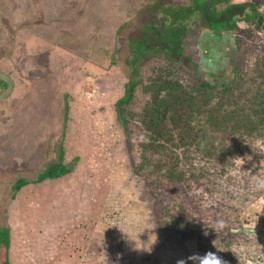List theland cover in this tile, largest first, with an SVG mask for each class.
Listing matches in <instances>:
<instances>
[{
	"label": "rangeland",
	"instance_id": "374dc122",
	"mask_svg": "<svg viewBox=\"0 0 264 264\" xmlns=\"http://www.w3.org/2000/svg\"><path fill=\"white\" fill-rule=\"evenodd\" d=\"M158 1L0 0V226L11 229V247L9 252L0 250V264L7 257L9 264H210L201 261L206 255L192 240L155 232L148 184L133 172L116 117L115 104L129 81L127 67L134 50L128 39L138 36L147 20L138 19L140 11ZM172 1L191 5L195 0ZM232 3L260 4L264 11V0ZM148 16L149 11L144 18ZM224 22L204 24L198 19L190 24L180 63L195 77L208 80L223 71L230 78L235 63L248 58L242 50L264 54L262 40L255 44L235 31L221 32L217 39L204 29ZM229 22L233 27L234 21ZM238 26L248 29L242 22ZM157 32L162 34L160 28ZM259 45L262 50H255ZM166 63L153 54L139 74ZM60 143L74 171L56 182L61 183L58 188L53 186L52 198L60 189L55 204L45 211L38 206L32 216L30 200L11 199L10 186L21 174L35 179ZM251 148V159L233 169V184L225 183L220 172L214 180L200 179L212 182L206 188H213V198L209 194L205 202L221 205L214 209L224 218L232 216L234 208L243 211V230L253 241L233 246L235 264H264V243H256L258 236L264 241V230H259L264 139L257 138ZM225 223L220 221L213 231ZM207 239L213 242L212 235Z\"/></svg>",
	"mask_w": 264,
	"mask_h": 264
},
{
	"label": "trees",
	"instance_id": "16d2710c",
	"mask_svg": "<svg viewBox=\"0 0 264 264\" xmlns=\"http://www.w3.org/2000/svg\"><path fill=\"white\" fill-rule=\"evenodd\" d=\"M232 2L195 0L184 5L159 0L148 10L140 11L138 19L147 20L139 35L128 39V47L134 49L127 67L129 81L115 104L117 121L124 130L134 163L133 172L149 187L155 232H171L181 239L192 240V245L204 255L215 254L227 264L238 261L230 253L233 246L240 242L248 244L253 239H248L245 227L243 230V211L240 214L234 208V214L224 218L220 209H214L221 205L205 202L209 194L213 198V188H206L212 182L201 183L200 179L210 176L214 180L220 172L225 183L233 184L232 171L236 164L251 159L254 142L257 138L264 139V54L252 51L249 55L248 49H244L248 58L235 63L230 78L227 72L215 71L218 74H212L208 80L195 77L180 60L185 41L191 35L190 24L198 19L204 24H211L212 19L225 21L224 26L204 28L214 38H221V32L235 31L247 34L255 44L262 40L260 45L264 46L262 6ZM148 11L149 16L144 18ZM229 20L234 21L233 27L228 26ZM239 22L247 24L248 29H241ZM158 28L162 34H157ZM242 42V38L238 40L239 45ZM260 45L255 50H262ZM153 54L164 57L167 63L153 66L146 75H140L139 71ZM68 112L66 105V119ZM57 146L47 154L44 168L35 179L21 174L10 186L11 199L21 198L25 203L30 200L27 207L32 216L38 206L45 211L55 204L60 189L54 190L52 198L53 186L58 188L61 183L56 182L74 171L63 144ZM236 158L242 160L234 162ZM203 187L206 191L202 194L198 190ZM260 218L261 231L264 214ZM220 221L226 222L225 225L218 227L220 231H213ZM211 235L212 243L204 240ZM257 238L256 243L259 239L264 243L262 236ZM10 247L11 229L0 226V250L9 252ZM62 250L60 246L59 258ZM205 261L215 264V257L208 256ZM4 264H9L8 257Z\"/></svg>",
	"mask_w": 264,
	"mask_h": 264
},
{
	"label": "clouds",
	"instance_id": "9594fccd",
	"mask_svg": "<svg viewBox=\"0 0 264 264\" xmlns=\"http://www.w3.org/2000/svg\"><path fill=\"white\" fill-rule=\"evenodd\" d=\"M221 38H222V37H221ZM263 39H264V37H263ZM237 160H242V159L236 158V159L234 160V162L237 161ZM208 256H213V257H215V264H227V261L223 260V258H218L215 254H211V253H210V254H207L205 257L201 258V261L206 260V258H207ZM196 264H200V262H196Z\"/></svg>",
	"mask_w": 264,
	"mask_h": 264
},
{
	"label": "flooded vegetation",
	"instance_id": "af4514ba",
	"mask_svg": "<svg viewBox=\"0 0 264 264\" xmlns=\"http://www.w3.org/2000/svg\"><path fill=\"white\" fill-rule=\"evenodd\" d=\"M5 16V15H4ZM2 33V32H1ZM221 40V39H220Z\"/></svg>",
	"mask_w": 264,
	"mask_h": 264
},
{
	"label": "water",
	"instance_id": "95a60500",
	"mask_svg": "<svg viewBox=\"0 0 264 264\" xmlns=\"http://www.w3.org/2000/svg\"><path fill=\"white\" fill-rule=\"evenodd\" d=\"M263 37H264V34H263Z\"/></svg>",
	"mask_w": 264,
	"mask_h": 264
},
{
	"label": "crops",
	"instance_id": "0c3cea01",
	"mask_svg": "<svg viewBox=\"0 0 264 264\" xmlns=\"http://www.w3.org/2000/svg\"><path fill=\"white\" fill-rule=\"evenodd\" d=\"M2 264H4V263H2Z\"/></svg>",
	"mask_w": 264,
	"mask_h": 264
}]
</instances>
